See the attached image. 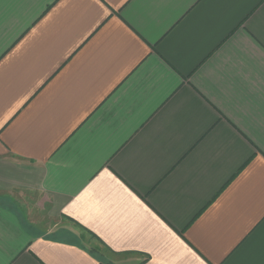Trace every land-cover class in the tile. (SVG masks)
I'll use <instances>...</instances> for the list:
<instances>
[{
  "label": "crops",
  "instance_id": "crops-1",
  "mask_svg": "<svg viewBox=\"0 0 264 264\" xmlns=\"http://www.w3.org/2000/svg\"><path fill=\"white\" fill-rule=\"evenodd\" d=\"M0 264H264V0H0Z\"/></svg>",
  "mask_w": 264,
  "mask_h": 264
},
{
  "label": "rangeland",
  "instance_id": "rangeland-1",
  "mask_svg": "<svg viewBox=\"0 0 264 264\" xmlns=\"http://www.w3.org/2000/svg\"><path fill=\"white\" fill-rule=\"evenodd\" d=\"M72 227L77 235H80L86 245H88L92 250L101 253L102 255L108 254L106 249L103 248L94 238L90 237L88 234L83 232L79 227L72 224Z\"/></svg>",
  "mask_w": 264,
  "mask_h": 264
}]
</instances>
